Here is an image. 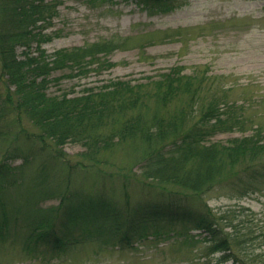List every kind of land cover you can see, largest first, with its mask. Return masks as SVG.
Here are the masks:
<instances>
[{"label":"trees","instance_id":"trees-1","mask_svg":"<svg viewBox=\"0 0 264 264\" xmlns=\"http://www.w3.org/2000/svg\"><path fill=\"white\" fill-rule=\"evenodd\" d=\"M124 1L167 11L182 0ZM60 5L61 0H0V82L6 84V102L38 130L34 141H51L57 149L80 145L85 149L81 158L94 168L106 164L101 161L104 153L122 147L138 151L140 185L151 187L154 197L133 204L123 184L121 205L101 194L68 189L61 192L57 207L41 209V199L54 197L43 183L27 193L25 203L31 210L16 217L5 195L18 185L20 169L8 163L12 154L7 149L0 152V247L19 244L29 258L55 260L92 243L124 249L150 238L176 237L188 247L195 243L191 232L197 231L207 235L210 254L249 264L244 254L256 232L229 224L233 232L225 233L220 224L224 218L214 214L205 196L219 187L241 198L264 193V132L257 128L228 145L210 143L217 134L245 133L250 120L243 105L228 104L227 91L214 88V79L220 78L209 77L207 68L187 76L184 68L176 67L145 84L117 81L100 90L87 89L76 98L49 97L53 73L112 68L106 57L133 43L116 39L48 55L43 46L52 39L47 31ZM172 39L153 36L145 45ZM34 45L37 55L31 53ZM18 49H24V59Z\"/></svg>","mask_w":264,"mask_h":264},{"label":"rangeland","instance_id":"rangeland-1","mask_svg":"<svg viewBox=\"0 0 264 264\" xmlns=\"http://www.w3.org/2000/svg\"><path fill=\"white\" fill-rule=\"evenodd\" d=\"M47 33L52 36L43 46L48 55L116 39L133 42L128 49L106 57L112 68L95 66L87 74L53 73L47 88L49 97L76 98L87 89L100 90L117 81L145 84L176 67L184 68L187 76L207 68L209 77L220 78L214 79V88L227 91L228 104L243 105L250 120L245 133L217 134L210 143L228 145L252 135L257 128L264 132V0H182L167 11L147 10L124 0H61L58 16ZM153 36L174 39L145 45ZM31 53L37 55L36 45ZM17 54L24 59V49H18ZM6 94V84L0 82V152L8 149L12 154L8 163L20 169L18 185L5 195L16 217H21L25 209L31 210L25 203L27 193L43 183V189L54 197L41 199V209L57 207L61 192L68 189L84 195L101 194L122 205L123 184L133 204L153 199L154 190L140 185L143 179L138 151L122 147L104 153L101 161L106 164L94 168L81 158L85 149L80 145L68 143L57 149L51 141L46 145L34 141L38 130L7 104ZM205 200L214 214L224 218L225 223L220 224L225 233L233 232L229 224L237 230L245 226L256 232L244 258L264 264V193L241 198L219 187ZM191 236L195 243L188 247L176 237L150 238L124 249L92 243L71 249L55 260L29 258L19 244L6 245L0 247V264H233L222 261V254L208 252L204 240L207 235L195 231Z\"/></svg>","mask_w":264,"mask_h":264}]
</instances>
